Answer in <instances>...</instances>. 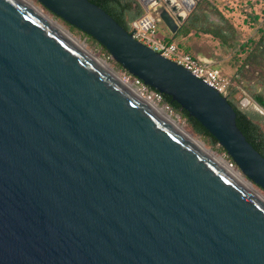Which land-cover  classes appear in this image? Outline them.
<instances>
[{
	"label": "water",
	"instance_id": "1",
	"mask_svg": "<svg viewBox=\"0 0 264 264\" xmlns=\"http://www.w3.org/2000/svg\"><path fill=\"white\" fill-rule=\"evenodd\" d=\"M37 1L264 190V157L226 97L96 4ZM143 1L172 34L193 5ZM0 264H264V200L25 0H0Z\"/></svg>",
	"mask_w": 264,
	"mask_h": 264
},
{
	"label": "rangeland",
	"instance_id": "2",
	"mask_svg": "<svg viewBox=\"0 0 264 264\" xmlns=\"http://www.w3.org/2000/svg\"><path fill=\"white\" fill-rule=\"evenodd\" d=\"M35 5L44 15L57 22L63 29L67 30L77 41L84 43L86 50L96 57L104 60L102 56L103 50L97 44L95 39L83 34L77 28L71 27L68 23L60 17L49 12L37 0H29ZM145 12L147 5L143 0H135ZM200 4V8L207 12L211 19L218 21V11L228 21L227 30L233 32L225 43H222L217 38L211 35L203 36L205 38L206 46L210 49L213 60L221 68L222 73L228 77L232 82V88L235 87L231 93L232 97L241 106L242 92L238 87H241L244 92L250 95L249 90L260 91L264 98V70L260 68H252L245 63V56L258 41L264 31V0H193L192 8L196 3ZM161 6H168L162 2ZM158 6L155 11H157ZM191 8V9H192ZM151 10V12H155ZM189 13V11H188ZM187 13V14H188ZM162 23V22H161ZM158 37L164 39L165 29L159 24ZM177 43V42H175ZM205 47V46H203ZM182 52H187L181 49ZM105 61V60H104ZM108 65L121 77L122 70L120 65L116 62H109ZM247 107L244 109L264 115V111H258L253 102H247ZM244 107V106H243ZM242 107V108H243ZM178 123L191 135L203 142L205 147L211 149L216 155L222 156V147L218 144L212 145L208 138L195 134L184 117L176 118L171 115ZM241 176L245 179L242 174ZM252 187L264 196V190L255 184Z\"/></svg>",
	"mask_w": 264,
	"mask_h": 264
},
{
	"label": "trees",
	"instance_id": "3",
	"mask_svg": "<svg viewBox=\"0 0 264 264\" xmlns=\"http://www.w3.org/2000/svg\"><path fill=\"white\" fill-rule=\"evenodd\" d=\"M108 13L120 26L126 31H130L132 22L139 17L143 9L135 0H88ZM219 20H209V14L200 8L199 2L189 11L184 21L181 23L179 30L170 37L164 38L167 42H172L176 35H186L190 32L209 33L222 43H225L233 32L228 31L227 19L218 11ZM73 27V26H71ZM75 28V27H74ZM83 33V32H82ZM85 34V33H83ZM87 35V34H86ZM89 36V35H87ZM90 37V36H89ZM92 38V37H91ZM93 39V38H92ZM102 50H105L97 43ZM252 68H260L264 70V31L258 41L252 46L245 56V63ZM121 68V66H120ZM230 86L229 96L226 97L235 111L236 126L244 134L246 140L264 157V115L257 112L248 111L239 106L237 101L232 97L235 87ZM253 94L252 90H249ZM164 99L171 105L174 111L178 112L185 118L191 130L202 137L209 139L212 145L218 142L209 132L193 117L180 107L170 96L163 94ZM254 101L264 110V99L261 95H254Z\"/></svg>",
	"mask_w": 264,
	"mask_h": 264
},
{
	"label": "built area",
	"instance_id": "4",
	"mask_svg": "<svg viewBox=\"0 0 264 264\" xmlns=\"http://www.w3.org/2000/svg\"><path fill=\"white\" fill-rule=\"evenodd\" d=\"M163 0H160L162 2ZM156 5L151 2L147 5L146 10L137 19L136 25L131 24L129 33L131 37L143 45L158 52L162 57L167 58L178 65L184 67L196 78L201 79L204 83L215 89L220 95L227 97L230 94L229 88L232 85L228 77H226L220 68L209 61L202 60L187 52H182L176 43L167 42L165 39L158 37L157 27L161 23L158 16ZM154 10L155 12H151ZM102 56L105 62H114L109 52L103 50ZM121 79L126 83L135 93L142 97L145 101L152 105L160 107L170 115L180 118V114L173 110L171 105L164 99L162 93L146 85L141 79L131 75L125 69L121 68ZM218 144V143H217ZM219 145V144H218ZM220 146V145H219ZM224 165L231 171H240L236 164L232 161L224 149H222V156Z\"/></svg>",
	"mask_w": 264,
	"mask_h": 264
},
{
	"label": "bare ground",
	"instance_id": "5",
	"mask_svg": "<svg viewBox=\"0 0 264 264\" xmlns=\"http://www.w3.org/2000/svg\"><path fill=\"white\" fill-rule=\"evenodd\" d=\"M28 4H30L34 9H36L40 14H42L45 18H47L53 25H55L59 30H61L64 34H66L75 44L83 48L90 56H92L96 61H98L102 66H104L108 71H110L113 75H115L117 78L121 79L116 72L108 65L107 62H105L103 59L94 56L93 54L89 53L86 48L84 43L77 41L67 30L63 29L57 22L52 20L51 18L47 17L44 15L33 3L29 0H25ZM145 1H150V0H145ZM193 0H171V3L173 5H176L178 7V11L182 13V15L185 14V12L188 10L189 5L192 3ZM151 106L157 110L159 113H161L164 117H166L170 122H172L176 127H178L182 132H184L187 136H189L193 141H195L199 146H201L205 151H207L215 160H217L221 165L224 164V160L221 156L216 155L211 149L205 147L202 141L199 139L195 138L193 135L188 133L179 123L176 119H174L170 114L165 112L163 109L160 107H157L155 105ZM232 174L240 180L244 185H246L250 190H252L255 194H257L259 197H261L264 200V196H262L258 191H256L252 185L245 180L241 174L232 171Z\"/></svg>",
	"mask_w": 264,
	"mask_h": 264
},
{
	"label": "crops",
	"instance_id": "6",
	"mask_svg": "<svg viewBox=\"0 0 264 264\" xmlns=\"http://www.w3.org/2000/svg\"><path fill=\"white\" fill-rule=\"evenodd\" d=\"M208 18H209V20L214 21L213 19L210 18V16ZM159 24L162 25L165 29V35L163 36L164 38L170 37L173 35L172 33H170L168 31V29L164 26L163 23H159ZM159 24H158V27H159ZM158 27H157V30H158ZM179 27H178L177 31L179 30ZM207 35H210V34L209 33H203L200 31L199 32H190L186 35H180L179 34V35L175 36V38L173 39V42L174 43L177 42L176 44L179 47V49H183V50L187 51V53H190L191 55L198 57L202 60L209 61L212 64L219 67V65H217L216 62L213 60V56H212L210 49L207 48V46H206L205 38L203 36H207ZM203 46H205V47H203ZM220 70H221V68H220Z\"/></svg>",
	"mask_w": 264,
	"mask_h": 264
},
{
	"label": "flooded vegetation",
	"instance_id": "7",
	"mask_svg": "<svg viewBox=\"0 0 264 264\" xmlns=\"http://www.w3.org/2000/svg\"><path fill=\"white\" fill-rule=\"evenodd\" d=\"M264 86V84H263ZM239 88V91L242 92V103H241V106L243 108L247 107L246 104L247 102H253V104L255 105V108L260 112L264 111L261 107H259V105L254 101V95H261V97L263 98V95L260 93V91H255L253 92V94L250 93V95H248L246 92L243 91V89L241 87H238ZM264 99V98H263Z\"/></svg>",
	"mask_w": 264,
	"mask_h": 264
}]
</instances>
